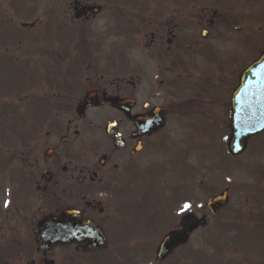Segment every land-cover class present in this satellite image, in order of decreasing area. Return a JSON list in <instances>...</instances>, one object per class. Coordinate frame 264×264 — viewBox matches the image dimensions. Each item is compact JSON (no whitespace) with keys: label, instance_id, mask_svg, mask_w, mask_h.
<instances>
[{"label":"flooded vegetation","instance_id":"1","mask_svg":"<svg viewBox=\"0 0 264 264\" xmlns=\"http://www.w3.org/2000/svg\"><path fill=\"white\" fill-rule=\"evenodd\" d=\"M45 1L55 6L56 0ZM246 1L226 0L225 28L175 27L174 16L180 21L185 15L182 0L175 13L164 12L156 28H115L112 9H107L110 28H84L81 23L106 10L95 0H68L66 22L73 28H35L43 49L38 51L48 61L33 79L28 107L36 117L24 131L15 177L0 185L6 192L0 264H137L136 251L128 260L120 241L157 236L162 222L171 224L163 235L201 215L207 225L217 212L230 211L234 161L247 174L257 158L251 173L264 177V127L247 135L238 152L230 148L233 112L248 111L253 100L236 94L240 73L264 49V15L257 19L260 28H229L239 18L238 3L247 7ZM201 11V23L210 13L208 24L221 19L218 8ZM256 13L261 12L246 18L253 20ZM121 34L127 36L121 40ZM217 137L225 161L213 148ZM217 167L226 180L212 178L211 188L202 177ZM185 178L192 184L186 186ZM218 186L208 198L225 190L228 199L217 211L206 202V211H200L198 201V208L178 216L185 203L201 198V188L209 192ZM240 188H248L247 180ZM247 192L256 201L264 186ZM257 204L245 213L248 221L264 226V206ZM66 209L69 232L53 236L65 242L42 244L38 221ZM168 254H156V261Z\"/></svg>","mask_w":264,"mask_h":264},{"label":"rangeland","instance_id":"2","mask_svg":"<svg viewBox=\"0 0 264 264\" xmlns=\"http://www.w3.org/2000/svg\"><path fill=\"white\" fill-rule=\"evenodd\" d=\"M178 1L95 0L97 4L105 5L106 10L80 25L84 28H110L109 25H112L113 19L109 16L107 9H113L112 13L118 16L115 17L117 28L127 30H130L129 28H156L157 23L163 20L166 10L172 13L176 12ZM67 2L68 0H56L55 6L49 7L48 1L45 0L34 2L0 0V185L6 177L9 179L8 184H12L10 179L12 176L15 177L18 159L16 155L21 147L25 129L30 122H33L34 113L28 107L29 95H32L36 90V87L33 86V79L40 72L44 62L48 61L47 55L45 53L41 55L42 52L38 51V49H43L38 47V42L34 38L35 28H73L66 22ZM110 2L113 3L112 6L108 5ZM182 4L185 15L180 21H177L176 15L174 16L172 23H177L175 27L225 28L226 20L224 19L226 9L229 7L226 5V0H182ZM245 5L247 7L240 6L238 3L240 11L236 15L239 18L237 21H233L229 28H260L261 23L257 22V19L260 15H264V0H247ZM203 7L218 8L221 19H217L213 24H208L210 13L205 16V22L201 23ZM190 8H192L191 12H189ZM248 11L261 13L253 14V20H251L246 18V14H249ZM24 22H34L35 25L24 26ZM125 36L127 35L121 34L120 39H124ZM17 41L22 43L19 44ZM220 41L223 42V40ZM223 45L222 43L218 47L221 48ZM233 58L236 59V56L233 55ZM245 58L246 54L241 56L240 60L243 61ZM217 131L219 132V129ZM213 148L220 154L218 155L219 160L225 161V147L218 137ZM12 154L13 156H11ZM257 161L259 160L254 158V161L250 163L251 171L253 162ZM237 164L239 162L234 161L232 168V184L236 188L231 200L230 211L224 208L210 219L208 218L206 226H201L194 231L185 243L174 248L161 263L156 261L155 248L163 233L169 227L171 228V224L160 223V231L157 236H137L136 240L120 241L121 253L127 254L128 260L133 259L136 253L137 264H156L157 262V264H264V226L259 225L260 222L248 221L245 213L246 209L256 207L257 203H260L259 208H263L264 194L258 195L254 201L247 198V191L254 190L255 185L262 184L264 186V177L260 178L256 171L251 173L250 169L245 174L240 164ZM217 177H222V183L226 180L224 172L219 167H217L216 173H211L210 176L205 174L202 179L212 188L215 187L213 179L217 180ZM244 180H247L248 188L243 191L240 190V187ZM183 183L188 186V184H192V181L185 178ZM211 188L209 192L206 188L203 190L201 188V198L193 204L191 202L187 204L190 207L198 208L199 201L202 204L199 210L203 211L208 196L216 193L219 186L214 190ZM2 191L0 187V206L6 193H2ZM206 209L205 207L204 211ZM188 210L189 208L185 211ZM182 213L180 211L178 214L177 210L178 216ZM255 220L258 221L257 218Z\"/></svg>","mask_w":264,"mask_h":264},{"label":"water","instance_id":"3","mask_svg":"<svg viewBox=\"0 0 264 264\" xmlns=\"http://www.w3.org/2000/svg\"><path fill=\"white\" fill-rule=\"evenodd\" d=\"M246 93L253 98L248 102L249 110L245 112H233V139L231 147L234 150H239L244 143V138L261 127L264 126V50L254 59L241 73L239 85L236 87V94ZM256 99V100H255ZM254 106V107H253ZM253 107V108H252ZM252 108V109H251ZM237 114L245 116V122L237 123L239 118ZM236 140L237 143H234ZM234 146V147H233ZM224 200L223 195H217L208 204L212 206L214 211L217 206ZM68 215L67 211H63L59 215H47L39 221V233L42 241L47 240L44 235H65L69 232V224L65 222V217ZM203 224V219H197L189 224L185 229L167 233L160 242L158 255L164 256L170 248L187 239V236L192 228L198 224Z\"/></svg>","mask_w":264,"mask_h":264},{"label":"snow or ice","instance_id":"4","mask_svg":"<svg viewBox=\"0 0 264 264\" xmlns=\"http://www.w3.org/2000/svg\"><path fill=\"white\" fill-rule=\"evenodd\" d=\"M6 205H7V202H6ZM188 208H190V205L187 204V203H185V204L183 205V207L180 208V211H181V212H184V211L187 210Z\"/></svg>","mask_w":264,"mask_h":264}]
</instances>
